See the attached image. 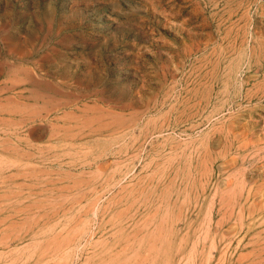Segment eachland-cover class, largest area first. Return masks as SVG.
Here are the masks:
<instances>
[{
  "label": "rangeland",
  "instance_id": "1",
  "mask_svg": "<svg viewBox=\"0 0 264 264\" xmlns=\"http://www.w3.org/2000/svg\"><path fill=\"white\" fill-rule=\"evenodd\" d=\"M0 102V264H264V0H0Z\"/></svg>",
  "mask_w": 264,
  "mask_h": 264
},
{
  "label": "bare ground",
  "instance_id": "2",
  "mask_svg": "<svg viewBox=\"0 0 264 264\" xmlns=\"http://www.w3.org/2000/svg\"><path fill=\"white\" fill-rule=\"evenodd\" d=\"M7 64V63H6ZM2 65V64H1ZM8 65V64H7ZM26 68V67H25ZM15 73V72H14ZM33 79V78H32ZM46 84V83H45ZM50 88V87H49ZM57 90V89H56ZM41 93V92H40ZM45 95H47V94H45ZM49 95V94H48ZM29 97V96H28ZM59 100V99H58ZM50 101V100H49ZM1 103V102H0ZM56 103V102H55ZM58 103H59V101H58ZM34 104V103H33ZM60 104V103H59ZM11 105V104H10ZM1 106V105H0ZM25 106V105H24ZM52 106V105H51ZM46 107V106H45ZM54 107H56V105L54 106ZM52 108V107H51ZM91 108V107H90ZM53 109V108H52ZM89 109V108H88ZM18 110V109H17ZM51 110V109H50ZM82 111H83V109H82ZM32 112V111H31ZM36 113V112H35ZM104 114V113H103ZM108 114V113H107ZM41 115V114H40ZM124 116V115H123ZM115 118V117H114ZM80 119V118H79ZM121 120V119H120ZM123 120V119H122ZM101 121V120H100ZM113 121V120H112ZM87 123V122H86ZM85 124V123H84ZM103 123H101V125H102ZM100 126V125H99ZM64 127H65V125H64ZM70 127V126H69ZM73 127V126H72ZM102 126H100V127H98V128H101ZM103 127H104V125H103ZM71 128V127H70ZM33 129V128H32ZM118 130H120V129H118ZM69 133V132H68ZM71 152V151H70ZM254 195V194H253Z\"/></svg>",
  "mask_w": 264,
  "mask_h": 264
}]
</instances>
